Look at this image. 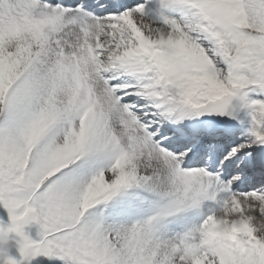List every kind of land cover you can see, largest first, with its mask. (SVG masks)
<instances>
[{
    "label": "snow or ice",
    "instance_id": "6c2138e0",
    "mask_svg": "<svg viewBox=\"0 0 264 264\" xmlns=\"http://www.w3.org/2000/svg\"><path fill=\"white\" fill-rule=\"evenodd\" d=\"M0 264H264V0H0Z\"/></svg>",
    "mask_w": 264,
    "mask_h": 264
}]
</instances>
